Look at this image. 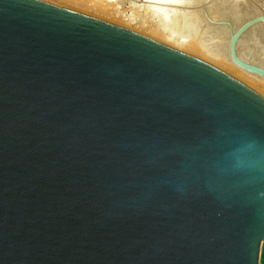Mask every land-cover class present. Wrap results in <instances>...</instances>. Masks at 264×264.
Instances as JSON below:
<instances>
[{"label": "water", "instance_id": "95a60500", "mask_svg": "<svg viewBox=\"0 0 264 264\" xmlns=\"http://www.w3.org/2000/svg\"><path fill=\"white\" fill-rule=\"evenodd\" d=\"M251 22L230 53L264 77L234 50ZM0 264H264V98L113 23L0 0Z\"/></svg>", "mask_w": 264, "mask_h": 264}, {"label": "rangeland", "instance_id": "374dc122", "mask_svg": "<svg viewBox=\"0 0 264 264\" xmlns=\"http://www.w3.org/2000/svg\"><path fill=\"white\" fill-rule=\"evenodd\" d=\"M42 1L129 29L181 50L216 68L218 67L215 64L197 53L209 56L212 53L211 57L218 56V58L223 55L220 59L224 58L225 49L229 47L232 33L234 34L245 22L252 21L238 37V39L240 38L239 51L248 60L254 61L258 59L261 55L259 53H262L264 49V0H243L244 5L240 6V9L237 7L238 10L234 5L232 6V0H188V4L171 2L170 4L168 0H110L117 15L123 21L110 19V17L95 14L78 6H70L69 3L72 0ZM260 15L262 17L257 18ZM130 22L133 23L130 24ZM158 34L169 35L182 44H188L189 48L193 49L187 51L182 47L167 43ZM257 63L260 62L257 61Z\"/></svg>", "mask_w": 264, "mask_h": 264}, {"label": "bare ground", "instance_id": "6f19581e", "mask_svg": "<svg viewBox=\"0 0 264 264\" xmlns=\"http://www.w3.org/2000/svg\"><path fill=\"white\" fill-rule=\"evenodd\" d=\"M226 1V0H225ZM245 1V0H244ZM168 2L170 3H174V4H180V3H189L188 0H168ZM67 3V2H66ZM170 3V4H171ZM70 6H78L81 9H85L88 11H92L95 14H100L101 16H105V17H110V19L114 18L115 20L118 21H123L116 13L115 9L113 8L114 5L112 4V2L110 0H88L85 2H80L77 0H72L69 3ZM235 6L236 8L238 7L240 9V6L242 7L244 5L243 0H232V6ZM246 5V4H245ZM233 7V8H235ZM237 8V10H238ZM232 10V9H231ZM233 12V11H232ZM166 21V19H163ZM129 23V22H128ZM133 22H130V24ZM139 27V26H138ZM140 28H142L140 26ZM145 28V27H144ZM247 28V27H246ZM245 28V29H246ZM243 29V30H245ZM144 30V29H143ZM149 30V29H148ZM242 30V31H243ZM152 31V30H151ZM242 31L240 32V34L242 33ZM146 32V31H145ZM239 34V35H240ZM233 35V33H232ZM238 35V37H239ZM244 35V34H243ZM158 36L165 42L167 43H171L175 46L178 47H182L184 50H192L193 48H189L188 44H182L180 41L173 39L171 36L169 35H160L158 34ZM157 36V38H158ZM255 36V35H254ZM237 37V39H238ZM231 38V37H230ZM242 38V37H241ZM237 39L235 41V45H234V50L236 55L238 56L239 59L251 63V64H255L257 66H260L264 69V49L262 50V53L257 60L251 61L248 60L242 53L241 51H239V42H240V38L238 39L239 41L237 42ZM231 42V39H229ZM227 44V43H226ZM227 46V45H225ZM229 47H227V49H225V54H224V58L220 59L223 55H221L220 58H218V56H214L211 57L209 55H203L201 53H197L200 54L203 58L208 59L209 61L212 62V64H215V66L218 67L219 70L224 71V73L231 75L232 77H234L235 79L239 80L240 82L244 83L245 85H247L248 87H252L253 90H255L259 95H261L264 98V77L262 75H260L257 72L248 70L247 68H244L243 66L239 65L231 56L230 53V43L228 45ZM226 48V47H225ZM201 50V49H200ZM203 50V49H202ZM224 50V49H223ZM194 51V50H193ZM207 51V50H206ZM195 52V51H194ZM209 53V52H206ZM259 59L262 61H259ZM256 61V62H255ZM260 62V63H257ZM251 88V89H252Z\"/></svg>", "mask_w": 264, "mask_h": 264}]
</instances>
